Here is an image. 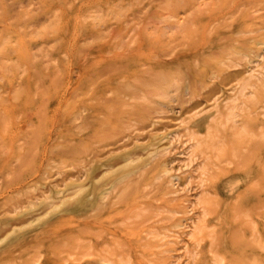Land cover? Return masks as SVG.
Segmentation results:
<instances>
[{"label": "rangeland", "instance_id": "1", "mask_svg": "<svg viewBox=\"0 0 264 264\" xmlns=\"http://www.w3.org/2000/svg\"><path fill=\"white\" fill-rule=\"evenodd\" d=\"M109 1L118 0H57L49 7L43 6L44 0H0V15L6 13L10 22H19L20 13L33 11L38 25L44 26L45 19L57 8L66 6L67 11L79 16H99L107 11ZM200 1L206 26L202 43L197 42L198 38L184 42L187 58L174 64L176 74L184 73L176 85L178 92L170 98L156 99L150 117L133 114L116 144L95 140L91 126L80 137L67 135L58 149L63 159H51L54 168L44 173L43 179L25 175L19 186L26 191L21 195L14 193V187L5 186L6 171L0 170V217L17 209L0 228V264H25V257L36 261L34 264H50L51 252L66 256V251L78 253L92 243L96 248L121 245L120 251L131 256L133 264L186 263V257L179 260L184 255L185 229L175 226L184 222L187 201H194L202 191L197 182L200 174L194 169L177 171L180 147L172 155L155 160L151 153L158 147L155 143L165 133L180 127L182 120L188 121L194 131L205 134L215 114L214 99L223 105L228 89L245 76L247 63L242 55L255 59L253 53L262 49L264 43V0ZM230 61L239 66L229 68L233 65ZM1 81L0 91L7 90V80ZM263 107L264 92H260L254 101L246 103L240 125L245 123L252 132H258ZM89 119L85 122L89 123ZM233 134L229 129L217 133L222 152L204 177L214 210L208 224L215 226L217 251L227 255L228 264H264V248L254 244L245 218L242 221L236 216L239 209L252 212L259 238L264 239V183L260 181L264 176L255 169L264 157V148L249 139L235 144ZM83 138L100 150L76 154ZM127 157L135 163L131 169L125 162ZM173 160L172 177L159 179ZM8 162L15 168L14 175L24 171L18 169L15 156H10ZM94 164L99 167L93 169ZM110 167L114 173L104 175ZM190 177L186 191L185 183ZM231 182H238L233 192L227 188ZM74 184L83 187L81 194ZM112 185L115 188L111 191ZM108 189L105 207L100 209ZM49 204H54L55 209L50 211ZM166 211L177 214L169 217ZM131 212H142L143 216L129 220ZM152 228L166 235L163 242L149 239ZM19 237L22 241L12 246ZM73 244L78 248L74 249ZM209 244L210 239H206L203 251H207ZM138 245L137 253L133 249ZM194 264H204L202 255Z\"/></svg>", "mask_w": 264, "mask_h": 264}, {"label": "bare ground", "instance_id": "2", "mask_svg": "<svg viewBox=\"0 0 264 264\" xmlns=\"http://www.w3.org/2000/svg\"><path fill=\"white\" fill-rule=\"evenodd\" d=\"M55 1L44 0L43 6L49 7ZM19 18V22H10L6 13L0 15V88L2 79H6L8 85L7 90L0 91V170L6 171L5 186L14 187L16 195L26 191L19 186L25 175L43 179L44 173L54 168L51 159H63L58 149L67 135L80 137L91 126L95 140L116 144L133 114L150 117L156 99L170 98L178 92L176 85L184 73L176 74L174 64L187 58L183 52L184 42L198 38L197 42L202 43L206 32L200 0L109 1L107 11L99 16H79L63 6L45 19L44 26L38 25L33 11L22 12ZM262 46L253 53L255 59L242 55L247 63L245 76L228 89L223 105L214 99L215 114L205 134L194 131L188 121L182 120L180 127L165 133L155 143L158 147L151 153L155 160L172 155L180 147L177 171L194 169L200 174L197 182L202 191L194 201H187L184 222L175 226L185 229L184 255L179 257V260L186 257L185 264H194L200 255L204 264H228L227 255L217 251L215 226L208 224L214 210L204 177L212 171L222 152L217 136L221 129L234 133L235 144L249 139L264 148V107L258 132H252L245 123L240 125L246 103L254 101L257 93L264 92V43ZM230 63L233 65L229 68L239 66L236 62ZM87 116L89 123L85 122ZM21 140L23 145L19 144ZM94 150L100 148L83 138L76 154ZM10 156H15L18 169L24 170L19 176L14 175L15 168L8 162ZM125 162L129 169L135 165L131 157ZM174 162L169 163L159 179L173 173ZM98 167L92 166L93 169ZM255 169L264 176V157ZM113 173L110 167L104 175ZM188 179L186 191L191 184V177ZM260 181L264 183V178ZM237 184H227L228 191L233 192ZM74 185L79 187V184ZM82 188L79 187L78 194L82 193ZM114 188L112 185L111 191ZM109 191L104 193L98 208L104 209ZM49 206L50 211L55 209L54 204ZM14 213L17 209L2 213L0 228ZM166 214L173 217L177 213L166 211ZM131 215L129 220L140 219L143 213L131 212ZM236 216L245 218L254 244L264 248V239L259 238L258 223L252 212L239 209ZM148 236L151 241L163 242L166 238L158 228H152ZM206 239H210V244L207 251H203ZM21 241L22 237L17 238L12 246L16 247ZM73 248L78 245L73 244ZM120 250L119 244L96 248L92 243L78 253L66 251V256L62 252H51L49 263L133 264L132 257ZM133 250L140 252L139 245ZM24 261L25 264L36 263L26 257Z\"/></svg>", "mask_w": 264, "mask_h": 264}]
</instances>
